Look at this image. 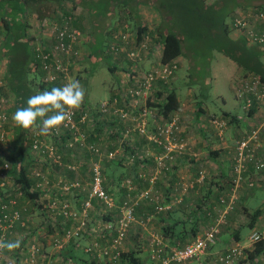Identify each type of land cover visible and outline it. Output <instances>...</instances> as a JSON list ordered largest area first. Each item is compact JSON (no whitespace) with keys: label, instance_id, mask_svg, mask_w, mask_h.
<instances>
[{"label":"rangeland","instance_id":"obj_1","mask_svg":"<svg viewBox=\"0 0 264 264\" xmlns=\"http://www.w3.org/2000/svg\"><path fill=\"white\" fill-rule=\"evenodd\" d=\"M42 1V4H40L37 8V10H39L40 14L43 16L42 18H39L41 19L39 26L40 28H42L41 30L43 31V36L41 39L37 38L41 40V43H45L49 39V30L53 29L54 26L60 24L63 15L72 14L70 16L73 17V25H75V27L78 28L82 33V42L78 47L80 55H78L79 58L75 59L72 62L70 69L72 79L79 80L85 89L83 102L89 105L90 118L93 120V122H91L90 120L88 124L84 126L82 125L83 128L86 129V132L88 134L85 143L76 144L71 149L60 145L59 153L61 155V164L53 165L49 168H47L39 161L35 160L36 155L29 148V142L31 137L38 130L28 129L25 148L27 149L28 147L30 157L25 156L23 161L28 165V172L32 179L35 178L34 172L40 171L46 176L48 181L44 193H42L36 199H29L18 191H16V193H13L10 189L13 178L10 176L9 172L12 169L13 164L7 159V155L10 149L11 140L14 135V121L12 119V116L9 115L8 138L3 150L0 152V183L4 182V187L7 189L3 192H0V195L2 197H7L8 199L15 200L13 207L10 208L17 209L19 211L20 219L14 221L11 226L5 227L4 241L14 242L16 240H20L21 243L19 248H16L14 250L9 251L5 249L3 251H0V264H66L64 263L65 252H68L69 246L71 244L72 246L77 247L83 253L88 255L87 264L88 262L89 264L92 262L90 259L96 260L97 262L95 263L119 264V262H121L119 261V258L113 259L112 255L118 252L121 256L122 253L130 252L132 248H130L129 245L131 242L133 243V241L128 243L129 239L131 240L130 235L132 232L130 227L133 224L131 222L128 225L125 233L126 236L123 239L122 243L118 247L113 246L112 240L117 234L118 220L122 215V202L124 200H127L128 202H130L128 204H132L134 201H140V199H136V195H134L136 193H128L127 184H130L132 186V191L135 189L133 188L134 185L130 176L124 174V176L120 177L121 179L119 184L120 187L124 189V193L122 195L123 197H121L119 201L116 202L114 196L111 193L109 194V196L112 198L111 206L106 205L98 199L96 200V203L101 204L102 207L101 209H98L99 213L97 217H94V220L92 218L93 206L91 205L89 212L87 211L88 216L86 217L85 221L86 229H82L77 237H71L69 239L66 238V231L68 229H76L79 224L78 221L72 220L71 217L60 214L59 210L62 206V203H64L65 201L70 204L69 208L72 211L80 212L81 204L83 200L87 198V196L80 200V204L78 206L72 204L69 198L74 199V193L76 192L73 191L79 192L80 189H82L81 192L83 191L82 194L88 195L92 176L91 167L93 162L98 158H101L100 165L103 174L104 186L106 185V183L108 184L111 182V180H109V177L107 176V169L109 167V165L107 166V164L118 162L120 163V167H128L126 170L127 172L132 167L134 158H140L143 160L146 158L145 154L147 150L145 151L144 146L140 149L136 148L137 151L131 149V145L133 146V144L135 143L134 141H137L138 143L139 141H152L156 145L161 146V148L163 147L161 150H164L165 152H171L177 148L176 143L178 141H175L178 136H176V134L178 132L182 133L180 131V128L177 129L176 127V129H172L173 132L169 135L159 134L160 128H163L166 123L174 120L175 114L172 113L168 118L161 117L157 112V106H154L156 99H154L153 96L151 97V100L147 101V106L152 109V114L146 117L147 133L152 135V138H149L148 134H139L135 130H130L129 132H127V129L130 127V124L128 122L130 120L127 119L124 121H118V119H116L117 116L112 113H109V117H111L112 119H108V114H103L97 110L100 101L110 99L115 96L120 98L118 95V86H116V82L119 81V79L120 81H124L125 78L127 79L126 73L128 71H132L133 68H137V70L141 73L147 71L159 61L161 55L160 47L157 51H153V49H157L158 44V40L156 39L157 37L155 36L154 31L159 25V16L155 9H153L152 7L146 5L141 6L139 20L141 23L147 26L149 31H152V34H154V36L147 35L144 37L143 40H145V44L148 50L150 49L152 50V52H150L149 50L150 53L148 52L147 54L146 52V56L135 63L133 60L131 61L127 58L125 52H118L112 56L110 54V51L108 50L109 42L114 40V38H112V34L115 30L118 31L121 29L124 21L130 22H124L127 23L130 27V35L127 43H125V47L133 49L137 45L136 38L133 34L135 32V29L133 27L135 23H133L132 21V15L126 9L116 8L114 12H111L109 16L105 17L107 21L106 22L105 19H100L98 17H94L93 20L92 17L88 13H86L85 10L80 6H77L75 9H73L72 3L68 0L64 1L61 4H58V2L56 1ZM205 1L211 3L214 0ZM32 13L33 11H30L28 17L32 25H34L37 20H34V14ZM54 13H56V16L54 18H52L51 20L46 19V16H52ZM229 13L230 14L225 16L226 23L232 25V20L237 15H239V13L235 10ZM103 24H109V26H107L105 30L107 36L104 44V53L106 55H109L111 57V60H108L104 54H102L103 56L100 57L92 56L91 58H88L86 48V45L88 43H84V41H86L85 36L92 34L91 30L94 25L100 27V25ZM111 30L113 33L109 35ZM234 31L236 32V34H233ZM237 33H239V31L235 30L234 28L230 30V35L232 37H237ZM174 60L177 64V68L174 74L169 78L167 84H171V87L175 88L177 95L182 97V100L181 102L179 101V103L189 100L188 103L192 105L191 103L197 102V96L198 98L200 97V91H206L207 94L204 97V101L206 102L208 108L215 111V113H217L216 111L220 110L219 107L224 108L225 104V107L227 109H235L236 111L239 110V113H241L239 106H242V108L246 112L249 111L248 107L243 105L244 102L237 98L236 90L234 92L232 85L235 79L238 80L240 75H242V77H246L249 74L245 73V70L238 66L228 56L217 50H212L211 58L208 62V67L202 66L204 65V57L198 58L197 60H193L188 57H180L179 60L178 58H175ZM108 67H113L114 70L110 71ZM90 70L91 73H89ZM0 81H2L1 73ZM165 85L162 83H157L156 87L153 88L151 93L155 92L157 89L162 88ZM193 93L194 95L196 94V97H194ZM9 99L10 103L12 104L11 97ZM121 104L122 103L120 101V105ZM254 105L255 103H252L253 107H250V109L254 108ZM204 110L206 111V109ZM95 113L97 115H95L96 117L94 116ZM208 113L213 114L211 112ZM52 114L53 113H49L48 115ZM214 117L216 116L214 115L212 118ZM216 118L218 119L219 117ZM257 119L260 122V117H258ZM100 121H104L103 127H99ZM107 121L110 122L107 123ZM175 122L177 124V121ZM259 122L255 123L254 126ZM96 128H99V131L96 130ZM41 138L47 143H51L54 141V139H52L50 135H41ZM89 144H95V146H97L103 153H105L106 151H113L115 155L112 159H109L105 156L99 157L94 152H91V150L88 148ZM60 148H62L63 151ZM65 149L72 150V155L80 158L81 161H83L84 159L85 162L80 163L79 161L76 164H70L69 158L71 157V155L68 154ZM137 153L139 156H136ZM120 157H122V159H120ZM160 157L161 155H157V158L154 159L156 168L159 171H167L165 168L166 166L163 164ZM5 160H8L10 162L9 170L6 172L2 168V163ZM121 161L123 163H121ZM72 165L74 166V168H71ZM78 165L79 167H81V169L78 171L79 175L73 178L70 177L67 171L76 170L78 168ZM137 165H142V161L141 164L139 163ZM82 168L84 169V172H81L83 171ZM74 181H77L79 183V187L76 188L70 186L68 190H65L63 188L64 185H69ZM127 181H129V183ZM150 184L152 183L150 182ZM145 189H148V187H143L137 193V195ZM38 191L42 192V190ZM64 196L66 197L64 198ZM163 196L164 194L156 193L154 199L156 200V202L158 201L157 204L163 205ZM174 197L175 196L173 195L171 199L173 200ZM263 197L264 194L256 195L255 197L250 198L244 205H247L250 210L259 208L262 211L261 213H264V209H262L264 206ZM54 200L57 202V207L51 208L50 204ZM114 209L115 212H113V215L115 217V220H106L103 215L105 213H108V211L112 215L111 211H113ZM263 224L264 215L257 218L255 228H261ZM139 227L141 228V226ZM253 229H251L250 226H243L241 228V233L243 235V240L241 242L242 245H245L249 242L248 237ZM95 241L98 243V245L95 247V250L87 251V248L92 246L93 242ZM153 245L154 239L149 244L150 250L152 249ZM131 247L135 246L132 244ZM55 251H57V253L58 251H61V254H58L59 259L57 261L55 259H52L51 256L49 257V255H51ZM105 251H107V253H104ZM209 259L207 260L206 264H214V259H212L211 256ZM198 261L193 260L191 261V264H198ZM242 261L245 262L244 259H242ZM216 264H218V262H216Z\"/></svg>","mask_w":264,"mask_h":264},{"label":"built area","instance_id":"obj_2","mask_svg":"<svg viewBox=\"0 0 264 264\" xmlns=\"http://www.w3.org/2000/svg\"><path fill=\"white\" fill-rule=\"evenodd\" d=\"M232 27L239 31L249 44L264 46L263 10L256 8L246 10V12L237 15L233 19ZM129 29V25L123 23L120 30H115L112 34L114 40L109 42L108 50L112 56L118 52H125L127 58L136 63L145 57L146 52L148 54L150 49L148 50L145 40H142L133 49L126 48L125 43H127L130 35ZM134 31L133 34L136 38V30ZM49 32V39L45 43H39L34 48L35 58L38 60L40 69L43 71L42 81L47 86L62 87L72 80L70 66L75 59L79 58L80 52L78 47L82 42V33L73 25V17L70 15H63L61 23L54 26ZM159 47L161 48V46L157 45V49H153V51H157ZM34 67L35 64L32 63V68ZM176 68L177 64L175 60L161 63L160 58L147 71L140 73L137 68H133L132 71L126 73L127 79L125 78L124 81H120L118 88L120 98L115 96L100 101L97 110L103 114H115L118 121L130 120V127L127 129V132L135 130L139 134L147 135L146 117L152 114V109L147 106V100L157 83L164 85L168 83ZM2 86V81H0V152L3 150L8 138L9 109L11 106L10 99L1 90ZM236 96L244 102V106L248 107L249 110L250 107H253L252 103H255L254 113H258V117H260V122L237 141L231 166L233 176L231 182L233 185L238 186L241 181L246 179L247 185L252 187L255 185L256 180L249 179V175L258 173V175L264 177V138L262 136L264 131V84L259 81L258 77L249 74L237 84ZM90 120L89 105L82 103L81 107L71 115L69 121L58 130H52L51 134H49L54 139L53 142H45L39 132H35L29 142V148L36 155L35 160L47 168L53 165H60L61 155L59 153V146L63 145L71 149L76 144H84L88 134L83 126L88 124ZM176 120L177 118L175 117L174 120L166 123L163 128H160L159 134L169 135L172 133L177 127ZM211 121L220 127L224 124H221L216 119H212ZM148 137L152 138L153 136L148 134ZM88 148L99 157L105 156L112 159L115 155L113 151L101 152L95 144H89ZM100 160L101 158H98L92 164L89 191L87 198L81 204L80 212L72 211L69 208L70 204L65 201L60 207V214L71 217L72 220L78 221L79 224L76 229H68L66 231L65 235L68 239L77 237L82 229H86L85 221L88 216L87 211L89 212L92 205V199H98L108 206L112 205V198L103 186ZM9 167L10 162L8 160L3 161L2 168L5 172L9 170ZM34 174L33 189L45 190L48 183L46 176L40 171H35ZM127 182L129 183V181ZM4 186L5 183L1 182L0 192L7 189ZM70 186L77 188L79 187V183L74 181L69 185H64L63 188L68 190ZM10 189L13 193H16L13 182L10 185ZM127 189L130 194L132 186L127 184ZM150 192V188L145 189L136 195V199L147 198ZM14 203L15 200L0 195V239L2 240H5V227L11 226L14 221L20 219L19 211L10 208L13 207ZM128 203L130 202L127 200L122 202V215L118 220L117 234L112 240L114 247H118L122 243L129 223L135 220L134 206L137 204V201H134L132 204ZM218 203L221 206V213L218 219L190 242L184 245H169L161 237L155 239L149 253L150 262L152 264H191V261H197L200 257L205 256L209 252V248L216 242L220 224L223 222L225 215L233 210L235 196L233 193L229 196L221 195L218 197ZM50 207L56 208L57 202L55 200L52 201ZM165 208V206L158 205L156 210L161 211ZM262 237H264V224L261 228H256L250 233L248 243L252 245V243ZM97 245L96 241L93 242L92 246L87 248V251L95 250ZM248 247L238 242L227 244L223 251L217 254L215 260L220 264H232L239 258L245 257V249ZM104 253H107V251ZM119 256L120 253L116 252L112 255V258L118 259Z\"/></svg>","mask_w":264,"mask_h":264},{"label":"crops","instance_id":"obj_3","mask_svg":"<svg viewBox=\"0 0 264 264\" xmlns=\"http://www.w3.org/2000/svg\"><path fill=\"white\" fill-rule=\"evenodd\" d=\"M17 1H21L22 3L25 2L26 9H24L20 13L19 10H16V8L10 5L14 10H11L10 12H8V14L10 17L16 20H20L21 16L26 19L28 24L26 32L28 33L29 37L34 36V38H31V47L35 48L40 43L39 39L42 38L43 31L39 26L41 19H39L40 16L38 15H40V12L39 10H36L35 7L30 4V2L37 1L38 3H41L42 0ZM242 1L243 5H237L234 9L239 14H243V12H246V10L250 9L253 4L264 2V0ZM30 11H33V18L34 20H37L34 25H32L28 17ZM46 19L51 20L49 16H46ZM17 24L18 23H16L15 25ZM0 25L1 43L4 37V29L1 21ZM233 34H236V32L234 31ZM91 38V34L85 36L86 41H84V43H88ZM259 57L264 63L263 50L262 54ZM177 58L179 60L180 57ZM0 64V73L3 77L6 59L2 58L1 56V47ZM89 73H91V70L89 71ZM242 78L244 77L240 75L238 80L235 79V81L233 82L232 85L234 92L236 90V84H239ZM206 94V91H200V97L198 98L197 96L196 98L197 102H193L191 103L192 105H190L188 103L189 100L182 101V103H179L178 109L173 112L175 114L174 116L177 118V129L180 128V131L182 132H178L176 134L178 138H176L175 142H178L176 143L177 148L175 150L172 149L173 151L171 152H165L164 150H161L163 147L161 148V146L156 145L152 141H139V143L137 141H134L135 143L133 144V146L131 145L132 150L134 149L135 151H137L136 148L140 149L143 146L145 147V151L147 150L145 154L146 158L144 160L140 159L142 161V165H132V167L126 172L128 167H120V163L118 162L107 164V166L109 165L107 169V175H111V177H109V180L112 181L114 178L117 179L113 184L108 183L109 193L114 196L116 202L119 201L121 197H123L122 195L124 193V189L120 187V180L118 179L120 176H124V174L130 176L131 178H134L136 175L142 176L143 178L145 177V180L149 185L148 188H150L153 193L164 194V196L162 197V203L168 201V203L164 204L166 210L168 209L167 212H165L164 210V212L162 211V213H156L155 203L151 201H148L146 203L141 202L135 208V220L132 222L133 224L130 227L132 233L130 235L131 240L129 239L128 243L133 241V243L131 242L129 245L130 248H132L130 251H134L136 256L141 259V262L139 264H151L149 260V244L153 239L155 240L161 237L164 240H176L185 244L208 229V227L214 221H216V219H218L221 213V206L219 205L217 198L221 195L229 196L231 195V193H233L235 196V205L233 210L225 215L223 222L220 224L216 242L209 248V252L205 256L200 257L199 261L197 260L198 264H206L210 256L212 259H214V264H216V262H218L215 260L217 253L223 251L224 247L227 244L242 242L243 235L241 233V228L243 226H250L251 229H256L255 224L257 218L264 215V213H261V209L256 208L250 210L247 205H244L250 198L255 197L256 195L264 194V177L262 175H258V173L249 175V179L256 180L255 185L252 187H249L247 185L246 179L241 181L238 186H234L231 182V179L233 178L231 173V166L235 154L236 143L240 138L245 136L248 132H250L252 128L255 127V123L259 122V120L257 119L258 113H254V111L246 112L242 108V106H239L241 111V113H239V110L236 111L235 109H227L225 107L226 104L224 108L219 107L220 110L216 111L217 113H215V111L208 108L206 102L204 101V97L206 96ZM195 95L194 97H196ZM178 98L181 102L182 97L178 96ZM204 109H206V111ZM208 112H211L213 114H210ZM95 115L96 113L94 114V116ZM214 115L219 118H212ZM108 119L112 118L109 117ZM212 119H216L220 121L221 124H224L220 127L213 121H211ZM91 122H93L92 119ZM103 122L104 121L99 122V127H103ZM109 122L110 121H107V123ZM96 130L99 131V128H96ZM262 136L264 138V131L262 133ZM65 151H67L68 154L71 155V157L69 158L70 164H76L79 161L80 163L85 162L84 159L83 161H81L80 158L72 155V150L65 149ZM138 153L136 154V156H139ZM157 155H161L160 158L162 159L163 164L166 166L165 168L167 171H159L156 168L154 159L157 158ZM120 159H122V157H120ZM121 163L123 162L121 161ZM71 168H74V166L72 165ZM80 169L81 167H79L78 165V168L76 170H70L67 172L70 173L72 175L70 177L73 178L79 175L78 171ZM82 170L83 171L81 172H84L83 168ZM150 182L152 184H150ZM81 190L82 189H80L79 192L73 191L76 192L74 193L75 198H69L71 200V203L76 206L80 204V193L83 192H81ZM44 192L45 191H42L41 193ZM173 195L175 197L172 200L171 198ZM96 202V199L92 200L93 220L94 217H97L99 213L98 209H101L102 207L101 204H97ZM205 208H208L207 214L206 212H204V210H206ZM262 209H264V206ZM111 212L112 215L109 211L108 213H105L103 215L110 218L108 221L115 220V217L113 215L115 209ZM139 226H141V228ZM169 226L171 227V229H169L168 234L161 233V230L164 227ZM132 244L136 248L131 247ZM245 245L251 247L250 243H247ZM68 251L69 252H65L64 263L87 264L88 255L83 253L80 249L72 246L71 244ZM60 252L58 251L57 253V251H55L51 255H49V257L51 256L52 259H55L57 261L59 259L58 254ZM242 259L243 258H239L232 264H264V251L254 259H247L245 262H243ZM90 260L92 261L90 264H102L95 263L97 262L96 260ZM119 261L121 260L119 259ZM119 264L123 263L119 262Z\"/></svg>","mask_w":264,"mask_h":264},{"label":"trees","instance_id":"obj_4","mask_svg":"<svg viewBox=\"0 0 264 264\" xmlns=\"http://www.w3.org/2000/svg\"><path fill=\"white\" fill-rule=\"evenodd\" d=\"M47 1H56L58 4H61L67 0ZM68 1L72 3L73 9L77 6L83 8L86 12H88L93 20L94 17L105 19V17L109 16L111 12H114L116 8L126 9L132 15V21L135 23L133 27L136 30L137 44H139L147 35L154 36L152 31H149L147 26L139 20L141 6H150L158 13L160 20L154 33L157 37L156 39L158 40L157 45L162 47L160 50L161 63L170 62L177 57H188L193 60L204 57V65L202 66L208 67V62L211 58V51L217 50L232 59L238 66L245 70V73L253 74L258 77L261 83L264 84V63L259 57L262 54V50L264 51V46L249 44L245 37H243L240 33H237V37H232L230 35V30L233 27L229 23H226L225 16L230 14L229 12L234 11L237 5H243L242 0H214L211 3H208L205 0ZM30 3L36 10L38 6L42 4L37 1H31ZM10 5L16 8V10H19L21 13V11L26 9V4L25 2L22 3L17 0L0 1V21L4 29V37L0 43V47L2 58L6 59L5 70L2 77L3 86L1 87V90L8 98L11 97L12 104L9 109V115L12 116L18 108L27 106V100L30 96L37 94L42 90H51L53 87L47 86L42 81L43 71L40 69L38 60L35 58L34 48L31 47V38H34V36L29 37L26 32L28 28L26 19L22 16L20 17V20L10 17L8 12L14 10ZM251 8L264 11V2L253 4ZM38 16H40V18L43 17L41 14ZM55 16L56 13L49 17L52 19ZM124 22L130 23L129 21ZM16 23L18 24L15 25ZM231 24H233V20ZM107 26H109V24H103L100 25V27L94 25L92 27V38L86 45L88 58H91L92 56L100 57L104 54L108 60H111V57L104 53V44L107 36L105 30ZM111 33H113L112 30L109 35ZM32 63L35 64L34 68H32ZM108 68L110 71L114 70L113 67ZM116 86L119 88L120 79L116 82ZM151 96L156 99L155 105H153L157 106V112L163 118H168L179 107L177 92L174 87H171V84H167L162 88L157 89L149 96L148 100H151ZM249 111H254V108H251ZM40 122L41 121H38V123ZM13 131L14 135L7 155V159L13 164L9 174L13 178L16 191L22 193L29 199H36L42 193L37 189H33L35 178L32 179L30 177L28 165L23 161L25 156H29L28 147L27 149L25 148L28 129H23L14 122ZM139 163L141 164L140 158H134L133 165H137ZM68 174L72 176L70 173ZM107 176L111 177L110 174ZM120 177L118 180L121 179ZM116 180L117 179L114 178L110 184H113ZM132 183L135 188L133 192L136 193L134 195H137L143 187H149L145 177L143 178L142 176L136 175L132 178ZM104 187L106 188L105 190L107 193L110 194L107 183ZM80 194L81 199L87 196L82 193ZM155 196L156 194L151 191L149 197L141 198L134 206V211L136 206H138L141 202L146 203L151 201L155 203L156 213H162L164 210L167 212L168 209L166 210V208L161 211H156V207L161 204H157L154 200ZM65 197L66 196H64V198ZM165 203H168V201L163 202L162 206H165ZM207 210L208 208L204 210L206 214L208 213ZM104 218L106 220L110 219L108 216H104ZM169 229H171L170 226L164 227L161 230V233L168 234ZM163 241L169 245H184L182 242L176 240L163 239ZM263 251L264 237L252 243L251 247L245 249V257H243V259L245 258V261L247 259H254ZM119 259L123 264H139L141 262V259L136 256L134 251L122 253Z\"/></svg>","mask_w":264,"mask_h":264},{"label":"clouds","instance_id":"obj_5","mask_svg":"<svg viewBox=\"0 0 264 264\" xmlns=\"http://www.w3.org/2000/svg\"><path fill=\"white\" fill-rule=\"evenodd\" d=\"M85 96V89L79 80L72 79L62 87L42 90L30 96L27 106L18 108L12 115L13 121L23 129L38 130L40 135H49L70 120L78 110ZM53 113L52 115H48ZM42 121V123H38ZM20 240L14 242L0 239V251L19 248Z\"/></svg>","mask_w":264,"mask_h":264}]
</instances>
